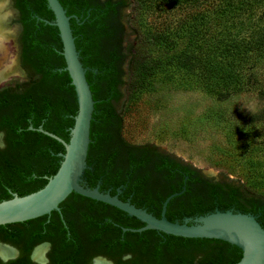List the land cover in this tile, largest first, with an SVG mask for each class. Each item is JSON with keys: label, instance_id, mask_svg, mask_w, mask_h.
I'll use <instances>...</instances> for the list:
<instances>
[{"label": "trees", "instance_id": "obj_1", "mask_svg": "<svg viewBox=\"0 0 264 264\" xmlns=\"http://www.w3.org/2000/svg\"><path fill=\"white\" fill-rule=\"evenodd\" d=\"M22 1L17 6L23 14L30 49L36 52L33 63L38 66L35 70L41 74L39 88L45 93L40 94L41 99L38 101H34L29 94L14 98L13 117L5 122L10 138L9 149L0 153V202L13 198L10 190L22 197L45 186L47 181L40 187L29 188L23 176L29 174L27 169L32 167L31 163L36 157L51 160L52 167H49V171L44 169L49 177L54 176L61 165L62 158L57 154L65 152L63 145L42 133L30 130V126L36 128L44 123L45 130L68 142L69 130L78 113L76 93L70 76L61 70L66 63L62 56L63 45L58 28L43 21L38 23V18L54 22V14L48 8L47 0ZM146 1L143 0L142 3ZM150 1H166L167 6L171 3L176 6L186 0ZM190 1L198 8L191 17L193 21L199 19L198 27L193 22L186 24V19H182L171 35L142 31L139 36L140 45L133 46L129 42L123 47L127 41L122 29L119 35H115L109 23L117 18L116 7L119 4L125 7L126 1L102 5L91 0H60L68 15H77L80 19V22L72 19L71 26L80 60L88 68L86 76L96 101L87 158V163L93 170H86L84 176L94 185L106 173L105 164L113 161L112 144L125 141L122 135V117L116 104L122 98L121 90L125 84L123 65L127 51L132 57L129 61L130 70L140 77L153 75L169 60L186 63L193 58L192 60L200 62V76L208 91L218 98L227 99L246 91L258 92L260 97H264V0ZM135 33L137 31L134 29L133 34ZM189 48L195 49L191 51ZM196 49L197 55L193 53ZM261 115L264 118V110L255 119ZM94 147H98L100 153L96 159L91 154ZM139 148L142 152L140 164L149 170L142 179L129 176L131 179L127 190L134 194L136 206L145 209L142 205H146L151 195L148 187L154 188L158 184V180H161L159 173L166 171L168 167L180 165L168 161L154 146H137V150ZM135 162L132 158L131 167L140 165H135ZM180 168L183 171L182 179L190 175L187 168ZM122 177L115 176L118 182ZM195 177L191 178V182L200 186L187 192V216L214 213L210 208L217 203L223 208L222 212L231 207L245 212L250 207L261 213L258 221L264 228V198H257L249 190H242L232 184H212L210 179ZM176 190L178 188H174L172 192ZM71 198L72 194L69 196ZM164 199L166 197L162 201ZM66 203L64 201L60 207ZM99 204L108 207L106 204ZM109 209V216L113 221L121 222V216L127 215L114 207L109 206ZM152 214L160 216L159 212ZM87 219L95 222L96 218ZM13 226H0V229ZM121 234L120 232L119 238ZM130 236L139 244L136 249L138 255L119 264H236L242 257L239 248L220 240L187 239L152 230ZM150 241H153L152 246L148 245ZM144 254H148L146 258L141 257ZM162 254H165L163 258Z\"/></svg>", "mask_w": 264, "mask_h": 264}, {"label": "rangeland", "instance_id": "obj_2", "mask_svg": "<svg viewBox=\"0 0 264 264\" xmlns=\"http://www.w3.org/2000/svg\"><path fill=\"white\" fill-rule=\"evenodd\" d=\"M7 1L10 0H4L8 21L0 28V34L3 33L0 71L8 75L13 71L15 75L20 56L16 48L20 32L18 12L12 1L10 4ZM124 1L121 20L127 41L125 47L129 42L140 45L142 31L171 35L182 19H186V24L193 22L196 27L199 24V19L191 20L198 8L190 0L176 6L173 3L167 6L166 1ZM193 53L197 55L198 49ZM125 54V84L122 98L116 104L122 117L123 138L135 146H154L159 153L209 178L264 198V118L261 115L255 119L264 110V97L258 92L246 91L227 99L218 98L208 91L200 76V62L193 58L186 63L169 60L153 75L140 77L130 70L131 54L128 51ZM19 75L3 84L20 82Z\"/></svg>", "mask_w": 264, "mask_h": 264}, {"label": "flooded vegetation", "instance_id": "obj_3", "mask_svg": "<svg viewBox=\"0 0 264 264\" xmlns=\"http://www.w3.org/2000/svg\"><path fill=\"white\" fill-rule=\"evenodd\" d=\"M91 1L102 5H106L109 2L115 5L119 2L117 0ZM19 2L23 1L12 0L13 6L18 12L17 21L19 25H21V30L17 38V44L20 49V70L19 67H17V74L15 75L20 74L19 76H21L22 80L13 84H3V82H0V153L9 149L10 138L7 135L5 122L13 117L12 107L14 105V98L16 96L29 94L34 101H38L41 99L40 94L45 93L39 88L41 74L35 70L38 67L34 64L36 52L31 50L30 45L28 44L29 39L27 38L28 36H26L23 14L21 9L17 6ZM123 7L122 4H119L116 7L118 13L117 18L109 23L112 25L111 30L113 34L116 33L115 35H119L121 29L124 34L121 20V11ZM42 20L43 19L38 18V23ZM124 39H126L125 34ZM123 47H125V44H123ZM64 69L65 68L61 70ZM15 75H11L9 78H12ZM43 124H40L36 128L30 126L29 129L34 132L37 131L42 133L39 131V128L47 131L43 128ZM98 146L101 145L98 144ZM97 148L94 147L91 152L94 159L98 158L100 155ZM139 149L140 150H137V146L128 143L126 140L114 142L111 149L113 161L105 164L106 173L95 185L91 181L89 182L87 178H84V187L95 189L99 186L100 192L105 194L110 193L112 196H118L122 201H130L131 204L137 205V202L134 201V194L129 193L127 190L131 179L129 176H135L136 178L138 177V179H142L145 172L149 170L145 169L146 167L140 164L142 152L141 148ZM156 150L159 152L157 148ZM61 153L63 152L57 154L59 158ZM161 154L163 157L168 158V161H174L176 164H179L180 167L187 168L190 175H186L182 179L181 175L183 171L180 167L166 168V171L159 173L158 176L161 180H158V184H156L154 188L148 187L151 192L150 199L147 201L146 205L144 204L142 207H145L147 211H152V213L159 212L160 216L158 218H160L163 204L166 199L174 193L183 192L171 199L167 207L166 217L172 222H178L181 224L184 223L186 218L195 219L200 217L198 214L190 216L186 215L189 208V202L186 196H189L188 193L190 190L193 191L197 186H200L196 182L192 181V183L191 178L199 176L204 178V180L210 179L212 184L225 185L228 183L209 178L197 169L184 164L167 154ZM132 158L136 160L134 163L135 165H140L131 167ZM31 165L32 167L27 169L29 174L23 175L27 180L26 185L28 187L30 186L29 188L40 187L45 181H48V178H50L49 174L44 172V169L47 168L49 171V167H52V162L49 159L45 160L44 158L40 159L39 157H36ZM91 169L93 170L92 167ZM40 171H43L42 174H37ZM115 176L123 177L119 179L118 182V179H116ZM133 180H135V178ZM184 187H186L185 190ZM174 188H178L179 191L176 190L172 192ZM10 193L12 194V197L17 194L11 190ZM163 197H166V199L162 201ZM92 201L95 200L74 193L72 194L71 199L68 197L65 200L67 203L65 206L60 207V212L54 211L51 215H46L23 223L13 224V228L7 227V229H0V264H119V262L133 259V257L138 255L136 249L139 247V244H137L136 241H134V238L130 235L137 233L124 231V229H139L144 227V224L136 218L124 214L121 216L122 220H119L121 222L113 221L109 216L110 205L105 207L104 205L99 204L102 202L95 201V203H93ZM211 206L212 208L210 209L212 210L210 211H223V208H220L221 205L219 203ZM225 210L252 214L256 216L257 219L261 216L260 212H256V210L250 207L247 211L245 210V212L237 210L235 207L226 208ZM87 218L96 219L95 222H91ZM192 223V221L189 222V224ZM120 232L122 234L119 238ZM148 245L152 246L153 241H150ZM147 255L148 254H144L141 257L146 258ZM164 255L165 254H162L161 257L163 258Z\"/></svg>", "mask_w": 264, "mask_h": 264}, {"label": "water", "instance_id": "obj_4", "mask_svg": "<svg viewBox=\"0 0 264 264\" xmlns=\"http://www.w3.org/2000/svg\"><path fill=\"white\" fill-rule=\"evenodd\" d=\"M11 1L7 2L10 4ZM47 4L54 14V22L42 21L58 28L63 45L62 56L66 63L64 70L69 74L71 84L75 89L78 113L74 118L73 127L69 130L68 142L39 128L40 132L63 145L65 152L60 154L61 165L56 174L48 178L46 185L40 190L22 197L15 194L12 199L0 202V226L27 222L51 215L54 211L60 212V205L71 194L76 193L110 205L144 224L142 228L124 229V231L142 233L152 230L187 239L220 240L242 251L243 256L236 264H264V228L257 217L252 214L232 210L216 211L195 219L186 218L181 224L170 221L166 217V211L171 199L183 192L174 193L166 199L161 217L158 218L146 209L131 204L130 201H122L118 196L100 192L99 186L95 189L84 187L85 171L92 170L88 166L87 158L96 101L86 76L88 68H85L80 60L71 26L72 19L77 22H80V19L77 15H68L60 0H47ZM2 13L8 14L5 10ZM8 16L9 14L3 25L7 23ZM18 27L20 31L21 25ZM14 36L16 37V34ZM16 48L19 49L17 42ZM18 54L20 55V49ZM17 64L20 70L19 58H17ZM191 221L193 223L189 224Z\"/></svg>", "mask_w": 264, "mask_h": 264}, {"label": "bare ground", "instance_id": "obj_5", "mask_svg": "<svg viewBox=\"0 0 264 264\" xmlns=\"http://www.w3.org/2000/svg\"><path fill=\"white\" fill-rule=\"evenodd\" d=\"M6 3V2H5ZM5 3H4V0L3 1H0V28H1V25L5 22V20L7 19V15H4V13H2L3 10H5ZM3 34V33H2ZM2 34H0V39L1 37L3 36ZM5 35V34H4ZM12 63V62H11ZM3 64V63H2ZM8 64V63H7ZM1 65V64H0ZM3 67V66H2ZM7 67V65H6ZM12 69H15V68H12ZM5 70V69H4ZM8 71V70H7ZM15 73V72H14ZM13 71H12V74H14ZM12 74L8 75L7 73H5L4 71H0V82H5ZM1 251V250H0ZM3 253V252H2ZM4 254V253H3Z\"/></svg>", "mask_w": 264, "mask_h": 264}]
</instances>
